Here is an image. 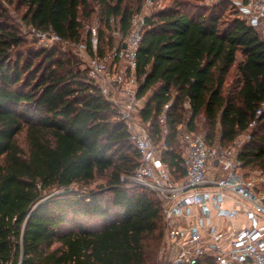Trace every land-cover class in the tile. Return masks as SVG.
<instances>
[{
  "label": "trees",
  "instance_id": "trees-1",
  "mask_svg": "<svg viewBox=\"0 0 264 264\" xmlns=\"http://www.w3.org/2000/svg\"><path fill=\"white\" fill-rule=\"evenodd\" d=\"M6 1L12 0H0V264H157L163 210L153 192L129 186L141 155L117 107L74 55L26 45ZM144 1L20 0V6L27 25L52 28L93 53L91 33L81 36L92 2L110 34L114 19L127 35ZM146 23L138 97L152 93L139 117L156 144H167L161 157L175 179L185 175L178 133L186 104L188 131L204 114L210 141L220 131L229 146L251 132L239 158L264 169V40L237 5L175 0ZM98 33L103 56L116 43ZM99 177L107 189L88 190Z\"/></svg>",
  "mask_w": 264,
  "mask_h": 264
},
{
  "label": "built area",
  "instance_id": "built-area-1",
  "mask_svg": "<svg viewBox=\"0 0 264 264\" xmlns=\"http://www.w3.org/2000/svg\"><path fill=\"white\" fill-rule=\"evenodd\" d=\"M236 5L241 18L264 40V0H237ZM146 19L142 11L135 13L127 35L112 19L118 42L103 56L96 48L98 34L90 37L93 53L85 42L77 45L88 78L117 107L130 143L141 155L140 166L127 178L129 186L153 192L161 204L165 221L161 253L169 264H264V170L247 167L239 158L252 139L251 132L229 146L222 144L220 131L213 141L195 131L179 133L185 175L176 180L162 161L167 144L157 148L140 117H135L140 104L137 56ZM36 33L45 47L71 43L52 28ZM119 91L124 102L117 101ZM261 113L262 109L257 110L256 117ZM254 125L250 123L249 128Z\"/></svg>",
  "mask_w": 264,
  "mask_h": 264
},
{
  "label": "rangeland",
  "instance_id": "rangeland-1",
  "mask_svg": "<svg viewBox=\"0 0 264 264\" xmlns=\"http://www.w3.org/2000/svg\"><path fill=\"white\" fill-rule=\"evenodd\" d=\"M93 1V0H90ZM175 0H145L142 4V6L140 7L143 15H145L146 18L148 17H153L155 14H157L160 11H163L165 9H167L170 6H173ZM186 2H190L191 5H193L194 3H199L201 5H204L206 7H212L215 4H218L220 1H225L226 3H232L234 2V4L236 5V1L237 0H201V2L199 0H185ZM199 1V2H198ZM149 2L151 4H149ZM5 7L8 9V11L10 12V15L12 17V20L14 21V23L17 25V27L20 29L23 37L26 39L27 43L26 45H29L31 47L34 48H51L52 44H49L47 47L43 46L42 43H40L39 39H38V35L36 33L35 28H32L30 25H27L25 23V21L23 20V16L24 13L26 12L25 7L20 6V0H12V3H8L7 1L4 3ZM208 5V6H207ZM90 8H93V13L90 15V17H86L83 16L82 18V39H86L87 34L90 32L95 33V35L99 34L98 32L100 30H104L105 31V43H107L109 41V39L111 38V35L113 37V40L115 41V43L117 44L118 39H117V35H114L113 30L110 34V31L106 28H104V23L102 22L100 16L98 15V8L97 6L92 2V4L90 5ZM116 25V22H115ZM106 29V30H105ZM94 35V36H95ZM77 43H69V44H54L53 46H56V48L61 51L64 54H71L74 55L80 62H81V67L82 68H86L85 63L83 62L84 60H82V55L79 52V47ZM106 44H103V47H105ZM88 60V59H87ZM107 66L110 67V69H112V65H110L107 63ZM123 66V70H124V64H122ZM120 68V66H119ZM140 87H138L139 90ZM152 92H149L148 95L144 98H140V104L138 105V113H140V110L143 109L146 105V101H147V97H149L151 95ZM116 98L117 99H121V100H117L119 102H124V95L122 94L121 91H119L116 94ZM186 110L187 113L185 114V121L182 125L179 126V133H184L185 131H188V126H187V120L190 117V111H189V105L186 104ZM138 113L136 112V110H134V114L136 119H139ZM196 133L199 134H203V135H207L208 131H207V121H206V117L204 114L200 115L198 117V119L196 120ZM165 129V128H164ZM166 130V129H165ZM167 131L163 132V135L166 134ZM179 133H178V139H179ZM218 136V131H216L215 133V138ZM214 138V139H215ZM161 146V144H156V147L159 148ZM181 148V147H180ZM254 169L257 170H262V168L259 167H253ZM264 170V169H263ZM174 176V175H172ZM175 178V177H174ZM107 180L106 178H102L99 177L97 178L90 186L87 187L88 190H93V191H105L107 189ZM164 237V236H163ZM163 237H162V241L160 244V248H159V252L156 256V261L157 264H169L168 261H166V258L164 257V255L161 253L163 246Z\"/></svg>",
  "mask_w": 264,
  "mask_h": 264
},
{
  "label": "crops",
  "instance_id": "crops-1",
  "mask_svg": "<svg viewBox=\"0 0 264 264\" xmlns=\"http://www.w3.org/2000/svg\"><path fill=\"white\" fill-rule=\"evenodd\" d=\"M243 135H244V134H243ZM243 135H241V136H243ZM241 136H240V137H241ZM240 137H239V138H240ZM241 138H242V137H241ZM243 220H244V217H243ZM217 221H218V220H217ZM244 221H245V220H244ZM244 221H243V222H244Z\"/></svg>",
  "mask_w": 264,
  "mask_h": 264
}]
</instances>
